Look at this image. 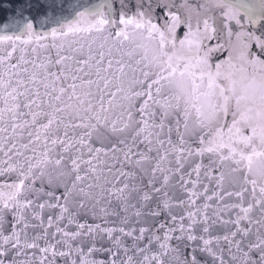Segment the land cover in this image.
I'll use <instances>...</instances> for the list:
<instances>
[{
	"label": "snow or ice",
	"instance_id": "snow-or-ice-1",
	"mask_svg": "<svg viewBox=\"0 0 264 264\" xmlns=\"http://www.w3.org/2000/svg\"><path fill=\"white\" fill-rule=\"evenodd\" d=\"M0 15V264H264V0Z\"/></svg>",
	"mask_w": 264,
	"mask_h": 264
},
{
	"label": "water",
	"instance_id": "water-1",
	"mask_svg": "<svg viewBox=\"0 0 264 264\" xmlns=\"http://www.w3.org/2000/svg\"><path fill=\"white\" fill-rule=\"evenodd\" d=\"M79 3L84 4V5H89L90 3H95L96 0H78ZM8 19L10 20L11 17H8ZM5 22V17L3 15H0V25H3V23ZM245 25L249 28H252L251 25H249L247 23V20L244 21ZM235 27V25H233ZM258 27V26H257ZM37 30H47V27H45L44 29H41L39 27V25L37 26ZM0 34H4V29L2 27H0ZM9 34H11V32H9Z\"/></svg>",
	"mask_w": 264,
	"mask_h": 264
}]
</instances>
